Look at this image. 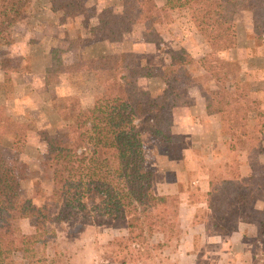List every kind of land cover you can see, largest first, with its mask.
Here are the masks:
<instances>
[{"label": "trees", "instance_id": "obj_1", "mask_svg": "<svg viewBox=\"0 0 264 264\" xmlns=\"http://www.w3.org/2000/svg\"><path fill=\"white\" fill-rule=\"evenodd\" d=\"M32 1L0 0V46L14 43L13 28ZM50 1L55 2V10L63 19L82 17L86 13L84 0ZM121 1V14H108L104 22L109 42L122 40L123 34L137 24L164 26L186 14L208 51L196 60L183 48L170 50L169 63L160 68L164 89L156 97L138 87L139 78L153 76V67L129 66L121 53L97 55L96 68L111 71L114 77L99 82L101 92L94 97L91 107L82 108L76 96L54 100L55 111L73 131L60 132L54 128L47 136L40 166L51 172V188L39 204L23 195V182L28 174L26 165L19 162L16 168L11 166L0 151V256L10 261L16 257L26 264H45L47 239L54 238L67 222L78 228L94 223L125 228L127 236L114 238L111 243L119 250H128L134 244L147 250V241L154 233H173L176 226L167 220V212L176 199L158 193L151 175L138 167L136 132L143 126L156 132L174 107L184 104L177 82L189 76L188 66L198 64L213 81V90L202 92V96L206 98V107L214 106V113L219 115L217 134L221 140L226 144L232 140L246 142V124L253 108L247 100L248 94L241 92V84L231 82L217 60L219 52L238 46L235 3L229 0ZM254 4V26L264 28V5L260 0ZM142 35L148 43L159 40L149 29ZM12 72H18V65L9 59H0V91L8 86ZM241 100L248 102L246 111L236 112L233 105ZM234 171L236 175L232 179L209 180L206 205L215 229L234 230L244 219L236 217L233 221L225 216L231 213L241 216L247 212L262 217L258 226H264V206L261 210L255 208L258 200L264 203V185L254 183L253 177H240ZM22 220L34 222L32 236L33 239L40 237L41 244L38 239L30 245L23 242L24 235L13 227L14 222ZM218 220L225 222L219 224ZM38 254L41 257L36 260Z\"/></svg>", "mask_w": 264, "mask_h": 264}, {"label": "rangeland", "instance_id": "obj_2", "mask_svg": "<svg viewBox=\"0 0 264 264\" xmlns=\"http://www.w3.org/2000/svg\"><path fill=\"white\" fill-rule=\"evenodd\" d=\"M154 1L158 3L162 0ZM229 1L236 5L234 19L239 25L238 46L219 52L217 60L229 74L230 81L241 84L240 90L248 94L247 100L253 108L246 124V142L240 144L232 140L226 144L221 140L216 126L220 121L219 115L206 116V112L209 115L215 112L214 106L210 105L209 109L205 110L206 98L203 96V99H198L203 111L199 108L200 104L196 103L198 94L213 90V81L198 64L188 66L189 76L177 82L180 99L184 104H177L156 132H151L146 126L136 132L139 143L136 147L138 167L151 175L158 193L176 199L167 212V220L176 226L173 233H154L147 241V250H142L137 244L131 245L128 250H119L111 243L114 238L127 236L125 228L114 229L98 226L96 223L78 228L77 225L71 226L67 222L65 228L59 230L54 238L47 239L45 264H122L123 261L125 264H264V226H258L262 217H256L249 212L241 216L238 213L225 216V219L233 221L236 217L244 219L239 221V227L245 229V234L242 245L238 246L237 250H246L248 259H229L224 255L222 249H227L223 247V241L227 240L231 231L216 230L209 210L201 214L202 221H206L207 234L211 237L221 233L222 243L215 242L219 241V238L210 241L211 238L203 236L201 240L195 241L196 254L193 256L195 252L192 250L187 252L183 248L185 238L179 228L182 216L178 205L179 195L172 191L167 193L164 189L165 184H176L182 180L192 186V202L200 201L202 192L199 186L205 178L202 177L201 180V177L197 176L198 173L208 174L209 180L232 179L236 175L234 170L238 172L240 168L244 174L243 178L253 177L254 183L264 185V133L261 132L264 131V28L254 26L253 12L256 0ZM260 1L264 5V0ZM84 2V16L67 17L69 32L64 36L62 43L50 51L54 62L46 69L47 89L42 91L33 90L32 87L26 88L20 81H16L15 87L14 82L10 80L8 86L0 91L1 154H4L7 162L15 168L19 162L26 165L28 174L23 182L22 192L25 198H33L38 204L43 201L41 197L50 193L51 188V172L40 166V157L46 150L47 136L54 128L60 132L73 131L55 111L54 100L76 96L82 108L91 107L94 97L101 92L99 82L114 77L113 72L96 68L95 59L89 55L93 43L104 40L115 53L125 55L129 66L137 64L153 67V76L138 79V87L150 92L153 97L161 94L164 89L159 77L160 68L169 63L170 50L183 48L196 60L208 51L207 45L186 14L175 17L173 22L164 26L145 27L137 24L123 34L122 40L109 42L104 22L108 14H121L122 1ZM36 3L37 15L41 19L49 18L46 11L42 10L46 7H42L43 0H37ZM49 6L51 12H58L55 10V2L50 1ZM30 9L32 12V8ZM148 29L159 36L156 43L144 41L142 34ZM47 45V42L40 45L39 54L36 56L47 52ZM7 48L0 46V59L7 57ZM62 57L65 62H62ZM247 104L246 100H241L234 103L233 107L236 112H245ZM184 105L191 106V119L173 123L176 109ZM204 127L210 130L199 133L198 130ZM73 135L76 137V133ZM263 206L264 203L260 200L255 203L258 210ZM224 222L219 221V224ZM13 227L18 228L24 235L22 240L25 244L30 245L36 239L41 244L40 237L33 239V221L14 222ZM158 244L159 247H156ZM40 257L41 254H38L36 260ZM0 264L26 263L20 258L15 257L10 261L9 258L0 256Z\"/></svg>", "mask_w": 264, "mask_h": 264}, {"label": "crops", "instance_id": "obj_3", "mask_svg": "<svg viewBox=\"0 0 264 264\" xmlns=\"http://www.w3.org/2000/svg\"><path fill=\"white\" fill-rule=\"evenodd\" d=\"M37 0H33L31 5L29 6L27 12L20 18V20L16 23V25L13 28L14 31V37L15 41L13 44H10L9 46H4L7 48V57H4L3 59H9L13 63V65H18V72H12L11 75V81L14 82V86L16 87V81H20L24 83V87H32L33 90H42L44 91L47 89L46 84V73L48 70V66L53 64V56L50 57V51L54 48H57L59 44L62 43V40L64 39V36L69 32L68 27V18L65 17L62 18V14L60 12H51L50 10V0H43L42 7L46 6L45 8H42V10L46 11V15L50 16L49 18L41 19L37 13H38V7H36L35 4ZM32 8V12L29 11ZM40 8V9H41ZM77 18V17H76ZM79 18V17H78ZM54 19V20H53ZM76 29V28H75ZM77 30V29H76ZM16 33V35H15ZM77 33V31L75 32ZM104 40H100L99 42H95L90 47L91 53L89 51V55L91 58H94L103 53H115L111 47L106 45V43L103 42ZM48 43L47 48L49 50L45 53L41 52L40 56L38 55V47L40 45H44ZM56 44V45H55ZM87 51V52H88ZM65 54V53H64ZM45 55V57H43ZM86 55H88L86 53ZM64 56V55H63ZM62 62H65L64 57H62ZM49 63V64H48ZM43 64H45L43 66ZM41 65V66H39ZM58 86H56L55 89H57ZM202 93V92H201ZM198 94L196 100L197 105L200 104L199 108H201V111H203L201 103L198 102V99H203L202 94ZM207 105V103H206ZM190 105H184L180 106L176 109L174 113L173 123L177 122H187L191 119V113H190ZM204 108V106H203ZM207 110V107L204 108ZM214 115H217L216 113H213L209 115L206 112L207 117H212ZM219 118V116H218ZM208 119V118H207ZM220 120V118H219ZM217 129L219 126V122L216 125ZM197 127V126H196ZM210 129L207 127L200 128L198 130L199 133H205L208 132ZM177 173H179L177 171ZM197 172L195 171V174ZM238 173L240 174V177L244 176L242 173V169L240 168L238 170ZM242 173V174H241ZM198 177L205 178V181L199 186L200 192H202V197L200 201L195 200L196 202H192L193 197L191 194L192 186L190 184H186L185 181L179 180L178 182L172 183V184H165L164 189L165 192H173L177 193L179 195V207L182 212L181 219L179 220L180 226L179 228L182 230L184 235V246L183 248L185 250L194 251L195 252V241L201 240L200 238L203 236H206L210 241L216 240V238H219V241L215 242H221L223 240V235L220 234H211L212 236H208L207 230H206V221L201 218V214L206 213L208 211L207 205H206V197L209 190V175H203L202 173L197 174ZM170 190V191H169ZM189 207H192L188 210ZM27 220H22L20 223H24ZM240 223H238L237 228L232 230L227 237V240L225 239L223 241V247L227 250L224 251V255H226L229 259H241L244 257V259H248V253L246 250L241 249L237 250L238 246L242 245V239L245 234V229H240L239 227ZM34 230V228H33ZM33 233V231H32ZM213 238V239H212ZM238 244V245H237ZM179 247V246H178ZM181 248V247H180ZM196 254L193 253V256ZM22 260V259H21ZM233 261V260H232ZM241 261V260H240ZM191 264V263H190ZM244 264V262L242 263Z\"/></svg>", "mask_w": 264, "mask_h": 264}]
</instances>
